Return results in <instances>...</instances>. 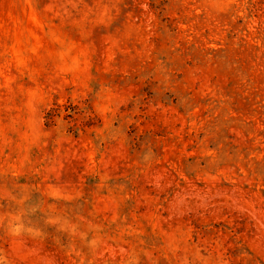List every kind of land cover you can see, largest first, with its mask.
Here are the masks:
<instances>
[{
    "label": "rangeland",
    "instance_id": "obj_1",
    "mask_svg": "<svg viewBox=\"0 0 264 264\" xmlns=\"http://www.w3.org/2000/svg\"><path fill=\"white\" fill-rule=\"evenodd\" d=\"M0 264H264V0H0Z\"/></svg>",
    "mask_w": 264,
    "mask_h": 264
}]
</instances>
